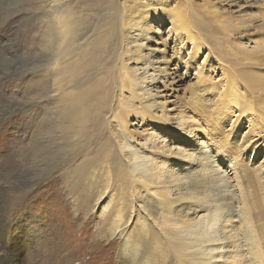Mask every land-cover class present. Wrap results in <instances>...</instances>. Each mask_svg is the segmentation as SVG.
<instances>
[{
    "label": "bare ground",
    "instance_id": "1",
    "mask_svg": "<svg viewBox=\"0 0 264 264\" xmlns=\"http://www.w3.org/2000/svg\"><path fill=\"white\" fill-rule=\"evenodd\" d=\"M201 2L206 12L216 4ZM43 4L29 161L37 176L62 182L76 214L94 213L89 245L112 248L114 264H264V38L246 49L225 31L249 24L219 10L203 33L193 0ZM155 23L170 24L166 39ZM156 38L164 49L152 61L145 51L153 55ZM171 43L178 68L195 71L182 126L170 120L169 95L156 91L160 78L175 84ZM133 116L176 144L152 140L150 151L130 130ZM6 227L0 264H40L44 243L33 232L13 240ZM57 250L50 264H59Z\"/></svg>",
    "mask_w": 264,
    "mask_h": 264
},
{
    "label": "rangeland",
    "instance_id": "2",
    "mask_svg": "<svg viewBox=\"0 0 264 264\" xmlns=\"http://www.w3.org/2000/svg\"><path fill=\"white\" fill-rule=\"evenodd\" d=\"M45 1L0 0V244L5 242L6 226L10 224L13 234L18 231L23 234L34 233V240L38 244L44 243L43 247L46 246V248L42 249L40 264H50L51 258L56 256L55 249H58L59 264H66L64 260H67V257L71 259V264H114L112 248L104 244L95 248L89 245L94 240L93 230H95L96 220L94 213H90L87 218L82 213L76 214L73 203L69 199V192L61 184L62 182L54 184L49 181L51 176L45 174L37 176L30 166L33 164L29 161L33 152L31 135L34 134L32 128L35 130L33 122H36L35 119L34 121L31 119L36 108L33 104L37 99L34 92V67L37 63L35 45L39 27L44 20H47L43 9ZM214 1L216 4L210 9L211 12L219 10L223 16L231 17V20H246L250 26L242 33L225 31L232 40L237 39L236 41L243 47L251 49L256 44L254 42L264 38V0ZM193 3L200 11L198 15L200 22L205 21V24H201L202 32L209 34L210 27L206 24L209 25L215 16L209 13L210 11H205L201 0H193ZM154 25L158 30L155 33H162L166 39L170 24L163 23L160 26L155 23ZM151 36L156 37L155 34ZM156 40L159 39L156 38L154 43L150 42L147 45V48L153 51V55L145 51L152 61H158L157 51L164 49L162 45L155 43ZM234 44L236 45V42L225 44V46L231 47ZM172 46L173 43L169 45L167 52L168 58L172 61L171 72H173L168 83L174 78L175 84L166 89L160 78L157 85L159 89L156 91L166 97L169 95L168 99L172 101L168 103L169 116L172 124L176 126L182 123V120L180 122L178 118L181 115L179 111H185L182 113L183 116L192 115L193 110L183 106V101L187 96L188 86L195 82V71L188 75L184 68H178ZM139 67L144 68L142 64ZM150 71L149 73H153V70ZM24 116H28V122L23 125L20 120ZM129 122H131L129 124L133 135L144 146H152L153 149L149 147L150 151L155 150L153 143L155 140L161 147L176 144L174 134L168 131L165 136H162L163 130L161 132L156 129L155 123L144 125L134 116ZM177 122L179 123L176 124ZM180 129L181 127L176 129L178 133ZM197 130L199 133L196 137H201V129ZM56 230L64 233L54 237L53 233ZM16 235H13V240H16ZM68 238L73 243L70 242L69 247L63 248L62 243H65ZM55 245L57 247L53 248Z\"/></svg>",
    "mask_w": 264,
    "mask_h": 264
}]
</instances>
